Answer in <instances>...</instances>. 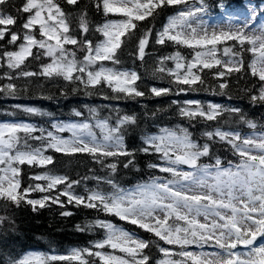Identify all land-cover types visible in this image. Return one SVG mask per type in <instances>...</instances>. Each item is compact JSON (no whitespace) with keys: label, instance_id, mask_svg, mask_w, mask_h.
<instances>
[{"label":"snow or ice","instance_id":"obj_1","mask_svg":"<svg viewBox=\"0 0 264 264\" xmlns=\"http://www.w3.org/2000/svg\"><path fill=\"white\" fill-rule=\"evenodd\" d=\"M76 2L67 0L68 4ZM96 6L102 7L105 16L113 14L123 18L110 19L98 26L96 31L104 39L93 44L90 39H78L77 35L71 34L67 15L54 0H25L17 9V12L29 14L19 25L25 30L22 32L9 27L18 22V17L7 11L12 7L10 0H0V40H4L6 34L10 37L9 44L20 40L17 50L3 53L7 67L20 69L18 75L22 78H56L83 85L89 96L94 94L93 90L102 91L106 86L117 94L115 97L104 95L106 100L145 97V91L137 84L141 75L134 70L115 67L122 62L118 52L122 44L127 45L136 37L137 21L153 16L157 9L181 6L168 17L167 23L154 37V43L172 42L191 49V55L187 57L176 51L162 57L154 71L167 73L170 83L176 84L177 88L151 87L148 94L159 97L197 91L196 86L202 87L205 83L201 74L205 69L213 68L217 71L212 75L221 78L218 87L226 89L228 83L222 78L240 73L245 68L244 54L250 53L247 67L259 82L250 100L264 103V24L254 28L251 21L236 25L230 21L226 27L209 29L203 19L208 14L206 0H197L196 3L189 0H98ZM79 28L81 35L89 31L85 15L80 17ZM151 35V30H146L139 36L135 55L140 61L144 60ZM66 45L77 47L69 49ZM219 45L224 47L220 49ZM34 47L38 49L35 54ZM77 51L84 52L82 58L77 59ZM30 56L35 59L46 56L50 62L42 64L38 72L21 68ZM167 60H172L175 67L166 68L164 61ZM105 61L113 67L106 66ZM8 78L14 79L12 75ZM0 92L15 95L17 87L8 83L0 87ZM172 103L178 105V115L189 121H216L228 112L237 114L250 129L257 128L255 122L239 115L238 108H225L219 104L203 106L197 100L183 103L174 100ZM23 111L44 115L34 107H24ZM89 113L91 120L57 122L52 125L53 131L22 122L0 124V199L17 207L23 202L34 212L52 204H59L61 208L75 204L118 217L153 233L165 244L176 246L175 252L160 247L163 258L156 264H264V242L256 244L258 237H264V133L242 136L236 131L213 127L203 133L206 137L203 144L194 140L187 128L179 125L175 129L162 128L157 134H145L142 137L144 146L139 151L157 155L162 163L149 167L158 168L171 178L153 177L134 189H124L111 176L121 163L124 168L135 166L136 150L127 148L122 129L135 125L136 117L118 115L112 124L107 118H99L94 108L89 109ZM74 115L81 117L83 113L74 111ZM61 133L70 135L65 138ZM217 139L228 144L240 158L235 166L224 167L219 158H215L214 164L199 163L201 157L209 156L210 142ZM33 141L39 144L34 145ZM49 149L65 155L87 154L93 162L109 170L108 177L94 178L98 183L111 185V190H85L80 194L74 188L81 183L80 180L55 175L50 169L27 177L29 181L45 183L30 182L22 187L21 166L46 168L53 163V156L46 155ZM120 157L127 159L121 161ZM181 165L191 171H184ZM58 185L63 187L53 192ZM35 191L51 194L30 198L29 194ZM62 196L67 200H62ZM60 215L71 216L72 212L65 210ZM5 219L0 216V224ZM93 228L103 229L104 238L96 241L92 248H74L66 254L33 252L9 259L7 264H148L149 256L143 250L153 241L140 239L108 220L97 219L83 226L77 225L80 232ZM205 245L216 251H204ZM192 246L200 251L190 250ZM238 246H242V250H238ZM106 247L125 255L102 251Z\"/></svg>","mask_w":264,"mask_h":264},{"label":"trees","instance_id":"obj_2","mask_svg":"<svg viewBox=\"0 0 264 264\" xmlns=\"http://www.w3.org/2000/svg\"><path fill=\"white\" fill-rule=\"evenodd\" d=\"M98 0H78L75 4H68L65 0H58L61 8L67 15L68 22L71 26V34L77 35L78 39H90L93 44L100 40V35L96 28L100 26L108 16H105L101 8H97ZM12 7L7 11L18 17L16 30L21 31L19 25L24 22L25 13L17 12L25 0H10ZM173 8L166 7L163 10L157 9L153 16L147 17L144 21H137V28L134 30L137 35L130 40L127 45H122L118 54H120L121 66L134 67L142 79L137 82L141 89L145 91V97L121 98V99H104V95L115 97L117 94L112 93L109 88L103 87L102 91L93 90L94 94L87 95L83 85L70 84L62 79H49L45 77H19L18 72L8 68L4 62L0 63V87L7 85L6 78L12 75L14 79L9 80L17 87L15 95H8L0 92V103L8 102H35L43 108H47L55 114L63 117L71 116L74 110H80L83 106L91 104L90 102L99 103H115L121 105V113L135 116L137 123L128 125L125 128V134L129 148L135 151L134 167L130 165L124 168L122 163L118 165L117 172L111 178L121 187L130 186L132 184L144 181L151 174L149 165L153 164L154 155L140 152L143 147L140 141V135L152 127L157 125L171 124L177 122L188 127L197 137L198 134L211 130L213 127L224 126L227 124L240 123L237 114L225 112L218 117L216 121H189L178 115V105L172 101H179L189 96L199 101L217 100L223 103L226 108H238L239 115L247 119H253L264 122V103L252 102L250 96L256 93L259 87L258 79L251 75L246 66L240 73H232L222 78L228 83L226 89L218 87L221 79H218L212 73L213 70L204 71L201 74L202 80L205 82L197 91H189L187 93L161 95L159 97L149 95V89L154 85L163 83L164 88L176 89L177 85L170 83V77L167 73L155 72L158 62L162 57L174 53L177 50H183L178 45L166 42L163 45L154 43V37L162 28L166 18L172 14ZM172 12V13H171ZM156 13H159L158 15ZM85 15V19L89 25V31L86 34H80V17ZM146 30H151L152 35L149 36V42L146 47L145 57L143 61L136 58L135 50L138 44L139 36ZM9 35L6 34L4 40H0V59L3 60V47H8ZM124 39H127L126 37ZM8 50V49H7ZM37 51L34 50V54ZM43 64L42 57L35 59L31 56L25 62V68L31 71H39ZM101 86H97L100 88ZM187 87V86H181ZM76 89L73 91V89ZM5 96L9 98L6 99ZM180 102V101H179ZM238 126L237 128H240ZM212 154H216L222 158L226 156L228 151L221 145L210 143ZM124 161L125 157L119 158ZM156 161V160H155ZM28 167L22 168L23 182L22 187L27 185V176L30 170ZM104 167L93 166L91 158L84 154L62 155L54 154L53 163L46 168L52 172H58L67 175L71 180L89 177L90 175L99 174L105 176ZM109 173V170L106 171ZM72 212L71 216H61L62 211ZM0 216L6 217L3 224H0V264H6V259L20 255L29 249H47L49 247L65 248L67 246H78L86 244L90 239L91 231L88 238L82 240L80 231H77V225H85L98 218H104L97 209L85 208L82 205L67 204L64 208L57 205L46 206L38 211H32L30 205L21 202L17 207L10 201L0 199ZM130 227V226H129Z\"/></svg>","mask_w":264,"mask_h":264},{"label":"rangeland","instance_id":"obj_3","mask_svg":"<svg viewBox=\"0 0 264 264\" xmlns=\"http://www.w3.org/2000/svg\"><path fill=\"white\" fill-rule=\"evenodd\" d=\"M141 2H144V0H141ZM189 2L190 3H196L197 2V0H189ZM206 3H207V0H206ZM225 5V7H220V4H217V9L218 10H220V13L217 15V14H212L211 13V11H210V9H209V7H208V5H207V8H208V14L207 15H205L204 17H203V19H204V21L207 23V25L209 26V29H211V28H214V27H226L228 24H229V22L231 21V23L232 24H234V25H236V24H242L243 22H245V21H251L252 22V26L254 25L255 26V28H258L257 27V24H258V22H257V20H261L262 21V24H264V15H261V13L260 14H258L257 13V10L254 8V6H253V4H252V2H250V3H248V4H246L244 7H245V9L244 10H235V11H233L234 9L233 8H227L226 6V4H224ZM260 8H262V9H264V7H260ZM237 9V8H236ZM253 13H255V19L253 20ZM46 13H45V17H46ZM115 17H121V16H119V15H114ZM116 19V18H115ZM118 19H122V18H118ZM217 22V23H216ZM261 24V25H262ZM0 27H2V26H0ZM71 46L72 45H66L65 47H67V48H69V49H71ZM221 47V49L224 47V45H219L218 46V48H220ZM80 52V51H79ZM227 59V57L225 58V60ZM48 62H50V58L48 57L47 58V63ZM172 63L174 64V62L172 61ZM174 67H175V64H174ZM214 69H216V68H214ZM24 107H30V106H24ZM23 107V108H24ZM85 118H88L89 120H91L92 119V117H91V115H90V113H89V109L86 111V113L85 114H83L79 119H77V120H71V121H55V122H52V124H51V127L49 128V129H44V130H46V131H53V128H52V125L54 124V123H57V122H76V121H81V120H84ZM99 118H101V117H99ZM6 123H21V122H6ZM22 123H27V122H22ZM0 124H5V123H0ZM29 124H31V123H29ZM32 125H34V126H36L35 124H32ZM37 127V126H36ZM37 128H40V129H42L41 127H37ZM97 132H99V130H97ZM261 133H264V130H259V132H251V133H247V134H245V135H242V136H248V135H253V134H255V135H260ZM36 134H39V133H36ZM60 135H63L65 138H67L70 134L69 133H61ZM39 144V142H35L34 143V145H38ZM51 151H53L52 149H49L48 151H47V153H46V155H50V152ZM162 163V161L160 160V164ZM200 163V162H199ZM223 166V165H222ZM184 171H191V169H189L186 165H181L180 166ZM38 183H45L44 181H38ZM63 187V185H58L57 186V189H54L53 190V192L54 191H56V190H58V189H60V188H62ZM85 190H97V189H95V187H92V188H87V189H85ZM85 190H84V192L82 193V194H84L85 193ZM49 194H51V193H41V192H37L36 194H32L33 195V197L34 198H40V197H42V196H44V195H49ZM63 197V196H62ZM62 197H61V199H62ZM63 198H66L67 199V197H63ZM201 219V221L203 222V217H201L200 218ZM97 229H99V228H97ZM99 230H103V229H99ZM104 231V230H103ZM138 237V236H137ZM141 239V238H140ZM263 237H261V242H264L263 241ZM260 242V243H261ZM94 243L95 242H93V243H91L90 244V246L88 247V248H92L93 247V245H94ZM206 246L207 245H205V247H204V251H208V252H211V251H209V250H207L206 249ZM164 248H167V249H170V250H172V252H175L176 251V246L175 245H171L170 247H164ZM74 249V248H73ZM72 249H69V250H67L66 252H64V253H58V252H48V253H41V254H48V255H51V254H66V253H68V252H70ZM190 250H192V251H196V252H199L200 251V249L199 248H196L195 246H192L191 248H190ZM215 250V249H214ZM238 250H242V246H238ZM102 251H105V252H109V253H112V254H115V255H121V256H124L125 254L124 253H120L119 251H114V250H112L111 248H108V247H106L105 249H103ZM216 251V250H215ZM33 252H35V251H31V252H27V253H25V254H28V253H33ZM143 252H144V250H143ZM35 253H40V252H35ZM24 254V255H25ZM162 255H163V253H162ZM163 258V257H162ZM173 258H177V257H173Z\"/></svg>","mask_w":264,"mask_h":264},{"label":"bare ground","instance_id":"obj_4","mask_svg":"<svg viewBox=\"0 0 264 264\" xmlns=\"http://www.w3.org/2000/svg\"><path fill=\"white\" fill-rule=\"evenodd\" d=\"M253 27L255 28V26L253 25ZM82 235H80L81 239L84 240V239H87L88 238V234L85 233V232H82L81 233Z\"/></svg>","mask_w":264,"mask_h":264}]
</instances>
